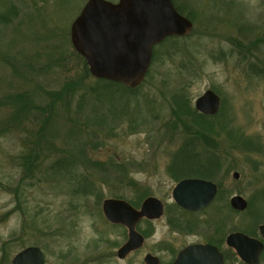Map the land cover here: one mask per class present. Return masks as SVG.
Wrapping results in <instances>:
<instances>
[{
    "label": "rangeland",
    "instance_id": "rangeland-1",
    "mask_svg": "<svg viewBox=\"0 0 264 264\" xmlns=\"http://www.w3.org/2000/svg\"><path fill=\"white\" fill-rule=\"evenodd\" d=\"M88 1L0 0V264L34 247L45 264H102L93 257L121 236L103 202L169 205L182 179L223 192L209 219L189 222L218 212L227 221L235 195L261 203L264 0H174L194 29L156 45L134 91L97 82L71 44ZM207 90L221 110L204 122L191 112L201 115ZM187 160L203 168L187 171ZM120 164L126 173L113 170Z\"/></svg>",
    "mask_w": 264,
    "mask_h": 264
},
{
    "label": "water",
    "instance_id": "water-1",
    "mask_svg": "<svg viewBox=\"0 0 264 264\" xmlns=\"http://www.w3.org/2000/svg\"><path fill=\"white\" fill-rule=\"evenodd\" d=\"M173 0H90L72 23L71 41L76 51L86 60L89 72L95 79L123 85L128 89L140 87L150 70L154 48L167 38L188 37L193 22L174 8ZM207 90L195 102L196 110L205 116H215L221 108V99ZM234 177L239 178L235 173ZM216 185L201 180L179 183L172 193L177 204L195 210L205 205L216 192ZM163 203L148 198L141 212L125 200L108 199L103 203L105 218L121 224L130 231L129 242L120 251L125 256L141 241L135 232L137 222L147 217L159 218ZM232 205L244 210L247 202L234 197ZM39 248H29L13 258L12 264H45ZM179 260L177 264H182Z\"/></svg>",
    "mask_w": 264,
    "mask_h": 264
},
{
    "label": "flooded vegetation",
    "instance_id": "flooded-vegetation-1",
    "mask_svg": "<svg viewBox=\"0 0 264 264\" xmlns=\"http://www.w3.org/2000/svg\"><path fill=\"white\" fill-rule=\"evenodd\" d=\"M203 181L213 183L217 188L205 205L193 211L180 206L172 194L175 186L171 193L172 204L162 202L164 210L159 218L143 217L134 226L141 241L123 257L119 253L129 242L130 231L124 225L113 224L106 219L112 228L120 230L121 236L114 238L111 245L92 261L100 259L102 264H177L179 260H183L182 264H264V189L256 194L257 199L260 197L259 204L241 195L231 197V215L227 221L217 219L220 216L218 212L216 219L211 217L207 221L189 222L186 216L205 215L223 193L219 182ZM238 196L247 202L244 210L232 205V199ZM145 200L133 206L137 212L142 211ZM164 218L165 226L159 230L157 225Z\"/></svg>",
    "mask_w": 264,
    "mask_h": 264
},
{
    "label": "trees",
    "instance_id": "trees-1",
    "mask_svg": "<svg viewBox=\"0 0 264 264\" xmlns=\"http://www.w3.org/2000/svg\"><path fill=\"white\" fill-rule=\"evenodd\" d=\"M177 8V10H178V12L180 13V14H182L183 16H185L186 18H188V19H190L192 22H193V20H192V18H190V16H189V14H186V13H184L183 11H182V9H180L179 7H176ZM173 39V38H172ZM174 39H177V38H174ZM87 75V77H91L90 75H89V73H86ZM97 82H103V84H106V87H113L114 86V84L115 83H112V82H106V81H97ZM116 86H121V85H118V84H115ZM123 87V86H122ZM125 88V87H124ZM99 89H101V92L103 91V89H102V87H100ZM130 90V89H129ZM128 90V91H129ZM134 90H136V89H134ZM134 90H130V91H134ZM101 94V93H100ZM94 95H96L95 96V98H98L99 97V94H94ZM190 111V110H189ZM191 112V111H190ZM193 115H195V116H197V117H199V118H201L203 121L205 120H210V119H212L213 117H209L208 118V116H204V115H200V114H198V113H196L194 110L191 112ZM218 116V115H217ZM49 118V117H48ZM131 118L134 120V119H136L135 118V116L132 114L131 115ZM117 119V118H116ZM201 120V121H202ZM204 121V122H205ZM46 122H49V119H47V121ZM134 122H136V120H134ZM204 124H207V123H204ZM181 150H185V149H181ZM186 151V153H184V154H186L187 155V157H192V156H196V155H194V153H191V152H188V150H185ZM198 165V166H197ZM113 166V165H112ZM183 167H186V170L187 171H190L191 172V170H192V168H196V167H199V168H203V166H202V164L201 163H199V164H196V162H193L192 160H187V161H185V163H184V166ZM189 168V169H188ZM113 170L115 171V170H118L119 172H122L123 174L124 173H126V165H118V167L116 166V167H114L113 166ZM123 176V175H122ZM91 184V183H90ZM82 189H85L84 187L83 188H80V187H77L76 189H75V192L76 193H81V192H83V193H86L85 191H83ZM145 199V198H144ZM143 199V200H144ZM142 200V201H143ZM134 205H136V204H133L132 203V206H134Z\"/></svg>",
    "mask_w": 264,
    "mask_h": 264
}]
</instances>
